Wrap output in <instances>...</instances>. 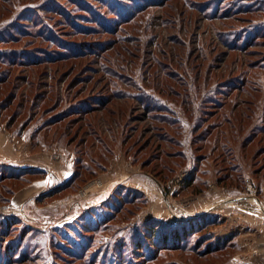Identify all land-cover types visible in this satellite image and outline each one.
I'll use <instances>...</instances> for the list:
<instances>
[{
  "label": "rangeland",
  "instance_id": "374dc122",
  "mask_svg": "<svg viewBox=\"0 0 264 264\" xmlns=\"http://www.w3.org/2000/svg\"><path fill=\"white\" fill-rule=\"evenodd\" d=\"M6 1L1 0V2ZM11 1L16 4V6L12 5L11 13L0 15V39L11 35H17L19 39L17 42L7 44L8 46L32 48L34 51L38 50L34 47H45L52 51V54L64 47L63 50L67 49L73 54L70 58L55 60L47 71L44 70V65L37 66V72L42 75L44 83L56 81V84L62 87V92L66 86L69 87V97L67 96L53 111L51 109L54 106H51L44 114H41V118L31 122L25 130L27 135L10 133L15 137L28 138L31 150L34 152L55 150L50 154V164L59 161L60 152L58 151L60 150L72 153L74 161L77 156L81 155L82 166L90 165L92 169L98 171L100 168L91 163L90 159L92 155H95L93 153L96 155L100 153L101 157L98 162L103 163L104 169L99 170L95 175H90L89 171H81V175L73 183L57 191L49 193L47 191L37 192L39 189L30 191L27 195L31 194V196L22 202H17L16 196L28 191L26 189L31 183L43 176L20 186V180L10 175L11 170H3L0 173V259L7 257V264H176L173 261H179L180 264H232L239 249L236 234L242 230H239L240 227H244V212L253 204L256 207L255 211L264 216L261 211L264 203L258 197L261 186L264 185V148L258 150L254 156L255 159L247 158L243 155V151L237 150V156L242 157L244 161L242 169L239 170V174L243 172L245 177L244 187L240 191L228 188L226 190L222 186L224 183L219 185L213 181L216 174L224 175L228 173L225 171L230 169L226 157L224 156L221 161L218 155L225 148L224 144L228 136L225 140L218 139L220 134L218 131L224 126H229V124L221 123L223 119L227 118L232 123L231 118L229 119L231 110L236 108L239 112L245 109L246 106L242 104L244 102L242 99L248 98L247 94L257 95L260 101L254 104L253 109L256 108L258 111L255 112L252 123L262 113L261 111H264V68H261V63L264 62V0ZM255 5H259V9L253 10ZM34 13H37L39 17L32 21ZM26 18H29V22ZM4 24L10 26L3 27ZM27 27L31 35L22 32ZM38 30H43L53 43H49L40 36L37 38L36 31ZM247 39L246 45H241ZM3 45L0 43V47ZM25 69L27 67L22 70L15 66L13 73L14 75L21 73L26 75L28 70ZM48 74L54 75L55 78H51ZM119 80L126 82L130 80L133 84H146L147 88L141 87L147 92L152 91L154 84L157 85V88L159 87L168 95L166 97L163 94L164 99L155 100L157 105L159 103L163 105L166 100H168L167 103L172 100L177 101V104L180 103L181 95L172 94L170 92L172 89L181 91L182 96H184L183 93L189 96L188 104L185 105L189 113H187L188 118L184 127L190 132L191 128L196 125L200 131L204 129L205 135L209 133L204 141H199L197 138L193 140L191 133L188 134V138L192 139V142L189 141L192 145L190 147L192 153L204 154L202 156L204 161L201 165L209 169L210 174L202 175L198 171V162H190V160L182 161L174 174H168L166 169L159 175L157 174L164 168L162 164L167 163L164 162L165 152L169 149L173 151L179 149L168 142V137L176 133H167L163 129L158 130L153 124L159 122L151 119L143 102L114 97L118 95L114 92L119 88H129V91H134L132 85L129 87L122 85ZM103 81L105 83L110 81L115 85L107 86ZM58 92L60 93V89ZM2 96L5 97L6 93ZM105 100L110 102L104 107L101 103ZM54 101L55 99L52 102L46 101V103L51 105ZM154 102L150 101L152 104ZM110 107L118 111H111L107 114L105 109H111ZM152 110L156 111L155 108L150 111ZM10 113V111L1 112L0 125L5 127L4 122L9 119ZM83 114L86 115L84 118L87 121L99 117V121L104 120L107 123L118 117L116 119L128 127L123 131L124 136L131 130L130 127H132L133 132L130 133L133 136L125 143L122 142L121 128L115 134V138L106 133L104 135L108 138L110 152L103 153V151L98 152L92 149L88 156V153L84 152H87L89 144H93L94 138L89 132L87 133L88 127L84 124L87 121L77 122ZM189 114L192 116L190 117ZM67 115H70L67 119L74 125L69 133H62L63 124L60 123L67 121L64 120L53 125L52 130H58V135L49 134V139H46L48 146L33 145L28 134L38 124L49 117L55 121L60 116ZM23 119L18 117L12 129L18 130ZM242 119L240 117L238 119L240 128L245 125L241 123ZM218 123L222 126L219 127ZM80 128V136L87 133L85 140H79L80 136L72 139L70 135ZM159 132L161 134H157ZM238 134L240 140L243 133H235V137ZM156 135L160 138L164 136V139ZM69 137L71 143L67 142ZM199 144H202L200 150L193 149ZM255 144L250 155H253L255 150L261 146L257 142ZM236 145L238 147L239 143L236 142ZM97 147L101 148L100 145ZM224 151H227L226 148ZM254 160V164L262 169L257 174L258 177L251 173L253 171L251 162ZM0 163L7 164L6 162ZM195 166L198 169L194 168ZM197 172H199L200 181L192 184V189L198 188L199 183L202 182L201 179L206 178L209 180H207V186L206 183L204 184L206 187L204 186L205 189L202 192L218 186L225 195L230 196V201L234 200V204L237 200H244L245 197L253 199L252 201L248 199V205H244L239 211L234 212L235 214L223 215L218 222L216 221V225L208 228L216 235L223 234L225 227L234 228L231 232L234 234L233 245L230 244L218 253L205 256H195L193 252L183 250L163 252L157 260L150 263L146 262L144 248H135L132 240H127V246L121 249L111 242L106 249V243L101 241L103 237L110 238L117 228H120L119 232L122 233L123 227L129 221L152 219L153 209L151 205L149 206V197L151 201L157 198L163 209L170 208L171 205L178 210L190 208L201 192L187 189L178 182L181 179L177 180V178L180 176L182 178L185 174L196 175ZM250 174L254 179L257 178L254 182L248 179ZM161 176L168 179L165 180ZM125 185L138 187L143 196H139V199L132 203L127 201V204L125 200L122 201L121 197H118L117 201L107 198L116 187ZM225 186L228 187L227 184ZM13 188L16 190L12 192ZM173 191L174 196L171 194ZM44 192L46 194L41 195ZM118 201H121L122 207L115 215L116 218L108 225L110 228L99 235H93L86 229L88 221H96L97 218L104 216L103 212L116 208ZM96 203L102 206L97 204L99 206L91 207ZM89 207L91 208L88 215L81 213ZM83 225L87 227L84 228ZM131 232L132 227L128 229L127 235ZM80 234L91 235V240L92 237H96L100 242L88 243L90 247L89 245L78 247ZM114 235L115 237L120 236L116 233ZM72 240L76 242L74 246L70 243ZM195 240L196 237H191L187 247H190ZM54 242L60 244L54 245ZM28 243L37 245L39 252L37 248H29ZM75 246H77L79 256H74L72 254L74 252L70 251L72 248L75 249ZM34 251H37V254ZM92 256L97 257L91 260ZM88 260L91 261L88 262Z\"/></svg>",
  "mask_w": 264,
  "mask_h": 264
},
{
  "label": "trees",
  "instance_id": "16d2710c",
  "mask_svg": "<svg viewBox=\"0 0 264 264\" xmlns=\"http://www.w3.org/2000/svg\"><path fill=\"white\" fill-rule=\"evenodd\" d=\"M7 2L8 0L6 2H1L0 0V8H1L0 15L11 13L10 11H12L13 9L12 5L14 4L16 6L14 1L9 0L8 5H7ZM258 6L255 5L253 10H255L256 8L259 9ZM83 16L87 18V16L85 15ZM36 17H39V16L37 15V13H34L32 17V21L35 20ZM26 20L27 22H29V18H26ZM25 24L27 25L28 23H25ZM9 26H10L9 24L3 25V27H9ZM22 32L24 34L31 35V32L29 31L28 27L24 29ZM36 32L37 34L36 33L35 34L37 38L38 36H40L43 39L45 38V40H48L49 43H53L48 38V36L43 30H38ZM245 32H247V30H245ZM242 35H243V32H242ZM16 36L17 35H11L10 37L3 36L2 39H0V43L4 44L2 47H0V94H1L0 96L6 93V96L5 97L2 96L0 99V109H1L0 115H2L1 112L10 111L11 113H10L9 119H7V121L4 122L6 129L15 135H25V134L27 135V133H25V130L30 125L31 122L33 123L34 120H38L39 118H41L42 117L41 114L42 113L44 114V112L48 110V108H50L51 106H54L51 109V111H53L56 107H58V105L61 104L63 100H65V98H67V96L69 97V94H70L69 87L66 86V88H64L62 92V87L60 88L58 84H56V81L48 82L47 84L44 83L43 81L44 79L42 75L38 74L37 72V66L44 65L45 67L44 70L47 71L48 67H50V65L53 64L55 60H58V59L64 60V59L70 58L73 52L68 51L67 49L63 50L64 47H62V50L55 51L54 54H52V51L45 49V47H39V46L34 47V48H38L37 51H34L32 48L8 46L7 44H10L13 41L14 42L18 41L19 37H16ZM247 41L248 39L243 41L241 45L245 46ZM23 55H24V59H22ZM57 56L59 57L56 58ZM261 64H262L261 68L263 69L264 62H262ZM15 66L22 68V70H24V68L27 67V69L25 70H28V72H26V75H23L22 73L19 75H14L15 73H13V68ZM48 76H50L51 78L52 77L55 78V76L54 75L52 76V74H48ZM119 81L122 83V85L124 84L125 86H128V87L129 85L130 86L132 85L134 88V91H129L130 90L129 88L128 89L119 88L116 90V92H114V93H117L118 95H115L114 97H119V99L123 98L126 100L130 99L136 102L138 101L143 102L145 104L144 107L147 108L148 115L149 114L151 115V119L159 122V123L154 122L155 124H153L158 130L163 129L167 133H170V132L176 133V135L169 134L170 136L168 137V142H170L173 146L178 147L179 149H177V151H173L169 149L168 151L165 152L166 156L164 157L166 159L164 160V162H167V163L162 164L164 165V168L160 170L159 173L157 174L159 175L165 169L168 171V174H174L178 170L177 168L179 167V165L182 164V161L188 162L189 160L190 162H196V163L198 162L199 169L197 168V166H195L194 168L198 169V171H200L202 175L210 174L209 169L203 168L202 167L203 165H201L203 164V161H204V158L202 157L204 156V154H200V153L193 154L192 150L190 149L192 145L189 143V141H191L192 139L194 140L195 138H197L199 141H204L208 137L209 133L205 135L204 129L200 131L198 128H196V125H194L191 128L190 132H188V128L184 127V125L186 124L187 118H188L187 113H189L188 108L187 109L185 108V105L188 104L189 96L186 93H183L184 96H182L181 91H179L178 89H172L170 90L172 94L178 95V96L181 95L180 103L177 104V101L175 100L169 101L170 103H167L168 100H166L163 105H161V103L157 105L155 104L154 101L157 99H160V100L164 99L163 94H165L159 89V87L157 88V85L154 84L152 91L147 92L145 89L142 88L143 86L144 88H147L146 84H143V85L139 83L133 84L130 82V80L129 82H126L124 80H119ZM103 82L105 83V81ZM42 84L44 85L43 86L44 88L42 87ZM105 84H107V86H112V87L113 85H115L114 83L110 81H106ZM58 89H60V93L58 92ZM156 91H159V92H156ZM167 96L168 95H166V97ZM246 96L248 98L242 99L244 101L242 102V104H244L246 107L245 109L239 111L243 114L239 113L238 110H236V108L231 110L229 112V114H231V117L229 116V119L231 118L232 123H230V121L227 120V118L223 119L221 123L229 124V126L227 127L224 126L222 127L223 128L222 130L218 131V133H220L218 135V139L223 138L225 140L226 139L225 137L228 136V139L226 140L228 142L225 141V144H224L227 151H224L225 148H223L222 153H219L218 155L220 156L221 161H223L224 156L226 157V160L229 164L230 169L228 171H225L228 173H225L224 175H219L215 173L216 175L213 181L219 185L220 184L222 185L224 183V185L222 186H224L226 190L228 188L229 190L240 191L244 187L245 177L243 175V172H240L239 174V170L242 169L241 168L242 162L244 161L242 157L237 156V150L243 151L244 156H246L247 158L253 159L255 154L258 153V150L260 148H264V121H263L264 111H261L262 113H260L256 121L252 123V118L254 117L255 112L258 111L256 108L253 109L254 104H257L260 101L258 99V96L255 94L251 93V94H247ZM53 99H55L54 103H52L51 105H47L46 101L52 102ZM152 100L154 102L153 104L150 103V101ZM55 102L57 103V105H55L56 104ZM109 102H110L109 100L108 101L105 100L103 101V103H101V105L105 107ZM152 107L155 108L156 111L152 110L151 112L150 110L153 109ZM110 108L111 109L109 108L105 109L107 114L111 113V111L112 112H115V110L118 111L117 109L113 107H110ZM65 111L68 112V110H65ZM86 113H90V112H86ZM4 114H7V113H4ZM77 114L78 113H76V115ZM190 115L191 114H189V116ZM68 116L70 115L60 116V118H58L55 121H52V119H50L52 117H49V119H45L40 124H38L35 127V129L30 134H28L33 145L39 146V147L48 146L46 145L48 144L46 143L47 142L46 139H49V136H50L49 134L53 133V135H58V130H55V131L52 130L53 125H56L59 122H62L64 120H67V121L65 123H60V124H63L62 133H65V132L69 133L70 129L73 128L74 125L70 123L72 121L69 122V119H67ZM85 116L86 115L83 114V116L80 117V119H78L77 122L81 120L87 121L84 118ZM18 117L24 118L23 123L21 124V127L18 128V130H15V129L13 130L12 129L13 123ZM239 117L243 118L241 123L245 124L241 128H240V121L238 120ZM98 118L99 117H95L93 120L88 119L87 123H84L88 127L87 133L89 132L90 136L94 138L92 140L93 144H89L90 146H88L89 148L86 150L87 152H84V153H88V156L91 154L92 149H96L98 150V152L103 151V153L110 152L111 147L108 143V140H107L108 138L104 135L106 133H108L109 136H114L115 138V134H117L121 128L122 129L121 133L123 135L122 142L126 143L130 138H132L133 134L130 133V132H133L132 127H130L131 130L128 133H125L127 137L124 136L123 131L124 129L126 130V128L128 127L125 125V123L124 125H122V122L116 119L118 117L113 118L114 120L110 121L109 123H107L104 120L99 121ZM73 119L74 118H72V120ZM103 123L105 125H103ZM221 123H218L219 127L222 126V125L220 126ZM237 130H241V131L239 132ZM79 131H81V128L75 133H73V135H70V137L72 139H77L78 136H80ZM241 132L243 133V135L241 136V139L239 140V134L236 135L235 137V133H241ZM62 133L61 135L63 136ZM87 133L81 135L79 137V140H85V135ZM189 133H191L193 136L191 140L188 138ZM157 134H161V133L159 132ZM70 137L67 139L68 143L72 142L70 141L71 140ZM156 137H159V135H156ZM163 137L164 136H162V138L160 137L159 138L164 139ZM236 142L239 143L238 147L236 145ZM255 142H257V144H261V146H259L255 150L253 155H250L254 148L253 146L256 145ZM97 144L101 146L102 148V149L100 148L101 150L98 149ZM201 148H202V144L195 145L193 147V149H197V150H200ZM93 154L95 155H92L90 159L91 163L97 165L100 168L99 170H103L104 169L103 163L98 162V159H100L101 154L100 153L98 155H96V153H93ZM174 158H177V159H174ZM81 159H82L81 155L75 158L73 173L67 181L63 183H59L57 186L51 188L47 192L49 193L51 191L53 192V191H57L62 188L68 187L71 183H73L81 175L80 174L81 171H86V172L89 171L88 173L90 175H95L99 171V170L96 171L95 169H92L93 167H91L90 165L82 166ZM251 163H252L251 168L253 170L251 173L255 175L256 177H258L257 174L260 173L262 169H260L258 165L254 164L255 160L252 161ZM244 166L246 167L247 165L245 164ZM0 167H1L0 173H2L3 170H11L12 172L10 175L14 177V179L20 180L19 181L21 182V184L19 183L20 186H22L24 183H29L34 178L44 176L45 174V172L39 167H17V166H12L9 164H1V163H0ZM234 171L235 173H233ZM236 173H238V175H235ZM199 176H200L199 172H197L196 175L187 174L182 178L181 185L186 187L187 189L189 188L191 190H196L197 192L202 191L207 186V182H208L207 180L209 179H206V178L201 179L202 182L201 184L199 183L198 188H195V189L191 188L192 184L198 183L197 181L200 178ZM161 177L165 180L168 179L163 176ZM205 183H206V186L204 185ZM225 184H227L228 187H226ZM15 190L16 188H13L12 192ZM42 194H46V192L41 193V195ZM141 195L142 193L137 190H133L127 187H116L108 195L107 198L109 200L114 199L115 201H117L119 200L118 197H121L123 198L122 201L125 200V203L127 204L128 203L127 201H130L129 203H132L134 202V200L139 199V196ZM116 203L118 204L116 208L115 207L114 209L109 208L110 209L109 211L105 210L103 212L104 216L97 218L96 221H88V225H87L88 227L86 225H83V227L84 228L87 227L86 229L88 231H91L93 235L95 234L99 235V233L104 232L105 230L110 228L108 227V225L111 224L110 222L116 218L115 215L119 213L122 207L121 201H118ZM99 205L96 204L93 206L96 207ZM91 207H89L86 210H83L81 213L88 215L90 213L89 209ZM215 222L216 220H214L211 215H207V214H203L200 216L195 215L190 220L179 221V222H174V223L161 221L156 218L149 219L148 221H137V222L129 221L126 224V226L123 227L122 233L119 232L120 228H117L116 232L112 233V236L110 238L105 239L103 237L101 241H104L106 243L107 245L106 249H108L109 244L111 242L114 243L115 247H118L119 249H121V247L126 245L127 240H130V241L132 240L133 246L135 248H139V247L144 248V250L146 251L145 259H146V262L148 263L157 260L161 256V253L168 252V251H177V250L182 251L183 250L184 252L185 251L193 252L195 256L196 255L205 256L208 254L218 253L220 250L229 247L230 244L233 245L232 240L234 239V234L229 233L227 235L219 236V235H216L210 229H208L209 226L213 225ZM130 227H132V232L130 233V235H127L128 229ZM115 233L120 234V236L115 237L116 236L114 235ZM90 236L91 235L85 236L84 234H80V239H79L80 241L78 243L79 245L78 247L88 246L89 245L88 243H92L93 241L94 243L95 241L100 242V240H98V238L96 237H92V240H91ZM191 237L192 238L196 237V240L192 245H190V247H187L189 244L188 243L189 239ZM70 243H72L73 246L74 244H76V242H74L73 240ZM105 243H103V245ZM53 244L58 245L60 243L54 242ZM27 245H29V248H33V249L37 248L39 252V247L37 245H31L29 243ZM70 251L74 252L72 253L74 254V256L80 255L79 252L77 251V246H75V249L74 248L70 249ZM34 252L37 254V251H34ZM96 257L97 256H92L91 260H94ZM91 260H88V262H90ZM119 260L123 261L122 259H119ZM7 261H8L7 257L5 259L1 258L0 264H7ZM173 262H175L176 264H180L179 261H173Z\"/></svg>",
  "mask_w": 264,
  "mask_h": 264
},
{
  "label": "crops",
  "instance_id": "0c3cea01",
  "mask_svg": "<svg viewBox=\"0 0 264 264\" xmlns=\"http://www.w3.org/2000/svg\"><path fill=\"white\" fill-rule=\"evenodd\" d=\"M52 151L55 150L50 149L34 152L31 150L28 138L12 136L6 127L0 125V162H6L9 165L17 167H39L45 172L41 179L35 180L33 183H31V185L26 189L28 191L24 190L26 192L16 196L17 202H22L24 199L30 197L31 194L27 195L30 191L35 189H39L37 192L48 191L50 188L57 186V183H63L71 177L74 169L73 154L65 151L61 152L59 150V161L50 164V154ZM251 175L252 174H250L248 179L252 180L251 182H254L255 179L252 177L253 175ZM183 177L184 175L182 178ZM181 180L178 182L181 183ZM124 187L133 190L139 189L138 187L134 186L128 187V185H125ZM215 187L207 189L203 192L200 191V196H198L192 206L190 208H184L181 210H178L172 205L170 208L163 209L159 205L157 198H155L154 201H151L149 197L148 203L149 206L151 205V209H153L152 218L159 220L162 219L164 221L173 223L190 220L195 215L200 216L207 214L211 215L212 218L218 222L220 220L219 218H222L223 215L228 213L235 214L234 212L239 211L244 205H248V197H245L244 200H237V203L234 204V200H229L230 196L225 195L218 186ZM140 190L141 189L137 191L141 192ZM171 194L174 196V191L171 192ZM258 197L260 201L264 203V185L261 186ZM251 198L252 197H250L249 200L252 201L253 199ZM168 199L170 202V197ZM248 208L249 209H246L244 212V227H240L239 230H242L236 234L239 249L233 258L232 264H264V216L255 211L256 207L253 204ZM213 225H216V222ZM222 228H224V226ZM224 229V233L219 231L223 233H220L221 235L219 236L227 235L228 231L231 233L232 230H234L232 227H225Z\"/></svg>",
  "mask_w": 264,
  "mask_h": 264
},
{
  "label": "built area",
  "instance_id": "2783aa9c",
  "mask_svg": "<svg viewBox=\"0 0 264 264\" xmlns=\"http://www.w3.org/2000/svg\"><path fill=\"white\" fill-rule=\"evenodd\" d=\"M181 179V177H178L177 180ZM261 211L264 213V207H261Z\"/></svg>",
  "mask_w": 264,
  "mask_h": 264
}]
</instances>
